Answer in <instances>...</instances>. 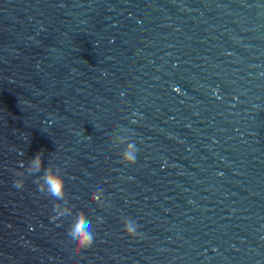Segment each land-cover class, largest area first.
<instances>
[{
  "label": "water",
  "instance_id": "water-1",
  "mask_svg": "<svg viewBox=\"0 0 264 264\" xmlns=\"http://www.w3.org/2000/svg\"><path fill=\"white\" fill-rule=\"evenodd\" d=\"M0 140L18 179L42 151L92 219L68 251L73 217L24 178L63 264H264V0H0Z\"/></svg>",
  "mask_w": 264,
  "mask_h": 264
},
{
  "label": "clouds",
  "instance_id": "clouds-1",
  "mask_svg": "<svg viewBox=\"0 0 264 264\" xmlns=\"http://www.w3.org/2000/svg\"><path fill=\"white\" fill-rule=\"evenodd\" d=\"M130 123H137V114L133 112L131 114ZM118 132L112 138V144L114 147L119 149L117 155L120 162L125 166H133L137 162V156L139 148L136 142H133L128 135H123L125 128H120ZM42 155L43 152H38L34 157L30 158L27 162L21 163V168L24 169L23 173L20 174V178L13 181V187L16 189H22L24 185V178L31 176L33 182L37 186V190L52 198L54 201L51 209V216L49 217L51 222H57L58 224L63 223V219L68 216H72V222L68 225L64 243L68 251L76 254L81 251L87 250L92 247L96 233L94 231L93 221L89 219L83 212L73 214V206L70 205L69 200L65 192V180L61 174L59 167L53 166L50 163L43 167L42 171ZM39 174V175H37ZM103 190L98 189L97 191L90 194V200L97 203L98 207H105V201L102 199ZM96 223H103L100 217H96ZM121 232L128 238L138 237V224L136 221L130 218H124L122 220Z\"/></svg>",
  "mask_w": 264,
  "mask_h": 264
}]
</instances>
